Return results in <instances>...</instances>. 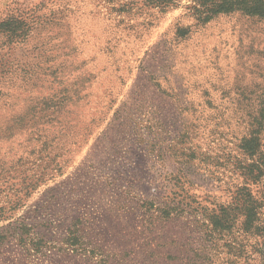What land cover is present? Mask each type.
<instances>
[{"label":"rangeland","instance_id":"obj_1","mask_svg":"<svg viewBox=\"0 0 264 264\" xmlns=\"http://www.w3.org/2000/svg\"><path fill=\"white\" fill-rule=\"evenodd\" d=\"M195 6L0 0V264H264V20Z\"/></svg>","mask_w":264,"mask_h":264},{"label":"trees","instance_id":"obj_2","mask_svg":"<svg viewBox=\"0 0 264 264\" xmlns=\"http://www.w3.org/2000/svg\"><path fill=\"white\" fill-rule=\"evenodd\" d=\"M183 0H145L146 5L160 11L175 9ZM196 6L192 9L198 21L207 23L221 14L242 13L246 16L264 20V0H194ZM16 17H7L0 21V31L8 30L13 34L25 31V25L15 22ZM252 175V171H250Z\"/></svg>","mask_w":264,"mask_h":264}]
</instances>
